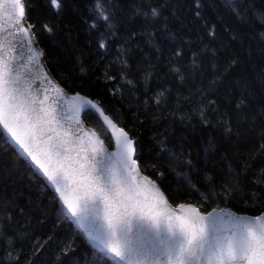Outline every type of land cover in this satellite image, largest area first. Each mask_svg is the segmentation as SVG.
<instances>
[{
	"label": "trees",
	"instance_id": "trees-1",
	"mask_svg": "<svg viewBox=\"0 0 264 264\" xmlns=\"http://www.w3.org/2000/svg\"><path fill=\"white\" fill-rule=\"evenodd\" d=\"M23 4L55 80L129 135L172 206L264 213V0H200L199 15L194 0H63L59 14ZM82 119L111 149L100 119ZM4 139L0 264H114Z\"/></svg>",
	"mask_w": 264,
	"mask_h": 264
},
{
	"label": "snow or ice",
	"instance_id": "snow-or-ice-1",
	"mask_svg": "<svg viewBox=\"0 0 264 264\" xmlns=\"http://www.w3.org/2000/svg\"><path fill=\"white\" fill-rule=\"evenodd\" d=\"M46 2L56 14L63 9V0ZM8 4L20 18L15 21L21 25L18 32L31 43L34 33L23 26L28 17L22 0H2L0 9ZM194 7L199 15L200 0H194ZM159 14L153 9V16ZM11 73L10 63L0 58V125L56 186L90 246L106 249L126 264H264V218L253 222L227 214L205 216L183 203L175 209L164 208L166 199L150 196L134 174L131 139L118 141L119 167L107 162L103 141H84L59 130L56 110L26 95ZM82 104L97 107L86 99ZM8 142L5 137V145ZM41 145L43 161L34 151Z\"/></svg>",
	"mask_w": 264,
	"mask_h": 264
},
{
	"label": "water",
	"instance_id": "water-1",
	"mask_svg": "<svg viewBox=\"0 0 264 264\" xmlns=\"http://www.w3.org/2000/svg\"><path fill=\"white\" fill-rule=\"evenodd\" d=\"M0 2H2V0H0ZM22 7L24 8L23 0ZM17 19L20 18L15 15V10L10 4L0 9V58H6L10 63L12 68V79L19 81V84L16 86L25 90V94L30 96L32 99H36L38 101L44 100L45 107L54 108L56 110L59 130L67 131L70 135H78L84 141H102L98 133L94 129L86 126L81 118L83 112L87 110L93 112L102 122L104 128L111 136L113 143V148L109 149L103 142L102 148L104 158L107 162L116 164V166L119 167V154L121 149L120 143H118V141L123 142L124 137L131 139L129 135L116 123H114V121H112V119L106 115L94 101L79 93H68L58 84L46 66L43 52L38 46L35 37L33 36L32 42L29 43V41L24 38L23 34L18 32V29L21 27V25L15 23ZM23 26L30 27L27 21ZM21 42L23 43V46H21ZM45 96H47V100H45ZM82 99H86L92 103H95L97 107L93 109L90 104H82ZM0 128L11 146L14 147L22 156V158L32 166L34 171L44 179L48 187L58 198L61 209L67 214L71 222L86 239L85 233L79 227V224L75 221V218L71 216V213L68 212L67 208L63 204V201L60 200V194L56 192V186L47 180V177L43 175L40 169L36 166L35 162H33L31 158L28 157L27 154L24 153L14 141L11 140V136L6 132V130L3 129L2 125H0ZM121 133L124 135L121 136ZM43 147L44 146L41 145L39 149H34L38 155V158H40L42 161L46 159V157H44L42 154ZM133 158L135 159V146ZM134 174H136L137 178L143 182V186L150 196L152 194H159L166 199L167 204L163 205L164 208H178V206L174 207L168 202L166 196L156 182L152 181L140 171L137 162L136 173ZM69 195H71V193H69ZM185 205L193 206L187 204ZM209 213L243 217L253 222L257 217L264 218V213H261L258 216H247L239 215L229 209H214L208 213L201 212V214L205 216H207ZM94 249L104 253L115 264H126L125 261L118 260L106 249Z\"/></svg>",
	"mask_w": 264,
	"mask_h": 264
},
{
	"label": "bare ground",
	"instance_id": "bare-ground-1",
	"mask_svg": "<svg viewBox=\"0 0 264 264\" xmlns=\"http://www.w3.org/2000/svg\"><path fill=\"white\" fill-rule=\"evenodd\" d=\"M25 9V8H24ZM40 47V46H39ZM72 93V92H71ZM75 93V92H74ZM74 93H72V94H74ZM34 171V170H33ZM35 172V171H34ZM43 180V179H42ZM52 192V191H51Z\"/></svg>",
	"mask_w": 264,
	"mask_h": 264
}]
</instances>
